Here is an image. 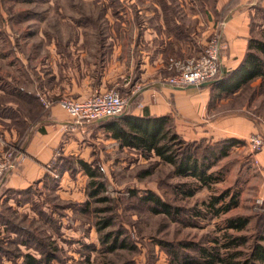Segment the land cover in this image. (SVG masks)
<instances>
[{
    "label": "rangeland",
    "instance_id": "obj_1",
    "mask_svg": "<svg viewBox=\"0 0 264 264\" xmlns=\"http://www.w3.org/2000/svg\"><path fill=\"white\" fill-rule=\"evenodd\" d=\"M218 1L0 0V126L17 129L23 136L10 141L0 132V162L6 157L17 160L16 168L0 180V264H23L27 253L42 257V264H182L187 253L198 255L187 245L209 247L214 238L221 244L225 233L250 237L239 248L249 250L264 217V161L256 157L264 149L262 78L246 84L236 96L224 93L223 101L213 100L220 93L213 90L212 100L207 105L201 102L195 115L169 99L171 109L164 116L179 135L183 150L189 149L200 161L207 159L205 163L212 164L209 172L222 177L192 196H187V188L200 185L195 177L178 175L175 166L155 155L122 148L98 122L73 127L71 118L40 177L24 187L8 185L28 156L27 138L54 107L45 109L39 93L47 91L55 101L69 98L49 90L55 83L69 90L71 74L98 77L104 71L103 65L87 68L84 63H106L104 76L110 81L103 90L119 91L129 101L133 98L125 113L141 110L139 96L145 86L139 80L145 63L141 50L146 30L159 26L155 3L164 9L168 30L194 44L185 52L172 47L165 55L161 89L165 91L166 79L176 74L170 69L172 60L199 56L217 35L224 44L223 55L224 25L239 0H230L217 12ZM252 6L253 36L264 39V8L260 3ZM176 17L181 23L174 21ZM203 33L207 38L199 42ZM146 59L152 61V56ZM223 119L237 123L232 126L239 131L236 136H221L216 123ZM255 136L263 141L257 150L251 143ZM229 138L240 142L220 160L209 161L213 151L229 146ZM72 141L74 145H68ZM80 160L90 165L95 178ZM98 182L104 183L99 192ZM226 191L239 192V204L217 216L205 203ZM148 193L171 205L173 214L155 212L154 204L145 199ZM236 216L251 221L241 231L226 229L227 220ZM115 243L126 246L112 251ZM174 252L186 257L179 261Z\"/></svg>",
    "mask_w": 264,
    "mask_h": 264
},
{
    "label": "crops",
    "instance_id": "obj_2",
    "mask_svg": "<svg viewBox=\"0 0 264 264\" xmlns=\"http://www.w3.org/2000/svg\"><path fill=\"white\" fill-rule=\"evenodd\" d=\"M229 1L230 0H219L216 5L217 12H219L224 4L226 5ZM256 2L260 3L261 7L264 8V0H239V4L232 12L228 21L225 22L224 37L227 43V48L222 55L223 72L236 69L246 56L249 41L252 37H254V29L252 28L251 19L253 17L252 5L257 4ZM167 4L168 3H166V5ZM155 7V11L159 13V26L157 25L158 28L150 27L151 30L148 28L144 35L146 42H144L145 47L141 50V52L145 54V63L143 64L144 69L139 80H141L145 86L139 96L142 101V109L140 110L139 108H135L134 113L138 115L150 114L153 116L167 115L171 109L169 99L173 98V101L177 104V108L181 107L187 111V113L195 115L194 113H197L201 107V102L207 105L210 100H212L213 90H219L217 88L219 81L215 84H201L199 86L187 87L170 85L167 83L170 87H165L167 88L165 91L161 90L164 86L162 81L165 82V79L163 78L164 72L166 71L165 55L169 49L174 47L176 49H180L181 52H185L188 47L189 49H192L194 44L189 45L183 41V38L174 36L172 31L167 28V16L164 13V9L161 8L162 6L158 3H155ZM212 19H214L212 21L216 22L215 16H212ZM174 21L177 24L181 23L180 19L177 17ZM206 35L205 33H203V35H198L199 42H205L207 38ZM150 55L152 56V61L146 59L147 57L149 58ZM84 64L87 68H96L99 67L98 65H103L102 70L104 71L100 72V76L98 77L94 75L87 76L84 74H71L70 83L68 85L69 90L64 91L65 85H63V83H55L56 86H54L52 90H49V92L57 97L71 96L75 99H85L95 91H104L103 86L107 85V81H110L106 75L104 76L108 64L96 62ZM81 65H83V63H81ZM79 77L82 78V80H79ZM259 82L260 81H257L256 83L258 84ZM242 88L233 94L235 96L238 95ZM222 95H224V93H222ZM222 95H220V93L215 94L213 96V100L223 101ZM44 118L45 119L40 121L41 125H39V128H37L33 135L27 138L25 142V150L28 156L23 159V165L20 170L15 172L9 179V186L24 187L37 180L43 173V165L53 157L55 150L63 141L66 128L65 126L70 120L67 112L61 106L56 105L48 111ZM7 120L10 119H4V121L10 122ZM235 123L236 122L232 121V119H223L222 121L216 123V125L217 128L222 131L221 136L225 137L227 134L236 136L234 134L239 131L233 130L234 128L232 126ZM248 126L250 130H254V126H251L250 121ZM1 131H4V134H2L4 138H11L9 139L10 141H17L23 137L17 129L7 130L2 129L0 126V132ZM108 133L111 137V132L108 131ZM111 139L118 142L112 137ZM68 143V145H74V141ZM1 145L0 141V155L3 153ZM123 148L129 149L128 147ZM256 157H260L261 161H264V149L260 151Z\"/></svg>",
    "mask_w": 264,
    "mask_h": 264
},
{
    "label": "trees",
    "instance_id": "obj_3",
    "mask_svg": "<svg viewBox=\"0 0 264 264\" xmlns=\"http://www.w3.org/2000/svg\"><path fill=\"white\" fill-rule=\"evenodd\" d=\"M182 38V34H175ZM183 39L187 40V36ZM257 78H262L264 82V39L252 37L249 41L248 51L240 65L231 71H224L217 85L222 93L231 94L249 84ZM169 118L167 116H153L150 114L138 115L133 110L127 111L122 116L110 117L98 123L107 131L111 132V137L118 141L119 145L140 152L144 155H155L162 161L175 166L178 175L192 176L200 182L192 188H187V196L194 195L201 186H210L219 181L222 177L210 173L211 163H205L207 159H200L189 149L183 150L182 141L177 133L168 127ZM229 146H225L220 152L213 151L209 155V161H218L228 154V150L239 143L236 138L226 140ZM81 166L87 171L91 178L97 175L90 165L84 160H80ZM97 192L103 190L104 183H99ZM96 192V193H97ZM239 192L226 191L221 195H216L206 202L215 215H221L239 204ZM146 200L152 202L155 212L173 214L172 206L163 202L154 193H148ZM197 213H201L197 211ZM248 216L230 217L227 220L226 229L241 231L250 223ZM227 236L224 243L220 244L218 238H214L213 245L206 247L200 245H187L196 249L198 255L187 253V258L178 252H174L176 258L182 264H264V217L260 219V228L250 244L249 250L239 249L246 245L250 237L244 235H234L225 233ZM115 246H126L125 243L113 244L110 249L115 250ZM23 264H42V257L32 254L24 255Z\"/></svg>",
    "mask_w": 264,
    "mask_h": 264
},
{
    "label": "built area",
    "instance_id": "obj_4",
    "mask_svg": "<svg viewBox=\"0 0 264 264\" xmlns=\"http://www.w3.org/2000/svg\"><path fill=\"white\" fill-rule=\"evenodd\" d=\"M224 44L221 38L214 36L207 45L206 50L199 56L185 60H172L170 69L176 74L166 79L171 85L182 87L199 86L203 83L216 80L223 74L221 52ZM38 97L45 109H50L55 104L61 105L69 114L73 127H85L93 122H99L105 118L120 116L125 113L131 100L122 96L119 91H97L85 99L64 97L55 101L46 95L39 93ZM254 149L261 148L263 141L259 136L251 140ZM17 160L6 157L0 162V180L14 170Z\"/></svg>",
    "mask_w": 264,
    "mask_h": 264
},
{
    "label": "water",
    "instance_id": "obj_5",
    "mask_svg": "<svg viewBox=\"0 0 264 264\" xmlns=\"http://www.w3.org/2000/svg\"><path fill=\"white\" fill-rule=\"evenodd\" d=\"M218 81H219V79L218 80H213V81H210V82H207V83H204V84H202V85H209V84H212V83H218ZM132 100H133V98L131 99V103H132ZM120 116H122V115H120ZM105 119H108V118H105ZM105 119H103V120H105ZM100 121H102V120H100Z\"/></svg>",
    "mask_w": 264,
    "mask_h": 264
}]
</instances>
